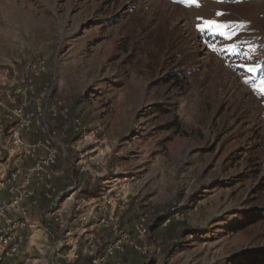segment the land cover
<instances>
[{"label": "rangeland", "instance_id": "374dc122", "mask_svg": "<svg viewBox=\"0 0 264 264\" xmlns=\"http://www.w3.org/2000/svg\"><path fill=\"white\" fill-rule=\"evenodd\" d=\"M262 78L264 0H0V171L57 150L61 252L127 234L106 264H264Z\"/></svg>", "mask_w": 264, "mask_h": 264}, {"label": "built area", "instance_id": "2783aa9c", "mask_svg": "<svg viewBox=\"0 0 264 264\" xmlns=\"http://www.w3.org/2000/svg\"><path fill=\"white\" fill-rule=\"evenodd\" d=\"M14 129L12 127L9 131L12 132ZM14 134L15 143L18 145L19 134ZM39 143L12 146L9 151V155H19L31 161V166L16 165L9 173L5 169L0 171V264H56L55 259L58 257L68 264L84 258H90L91 264H106L107 258L113 257L116 251L122 248L123 243H127V234L122 235L107 248L103 257L96 256L90 241L80 249L78 247L80 238L72 239L70 242L64 241L67 252H61L57 248L58 241L56 242L54 238L50 223L45 222V217L52 216L53 224L58 223L63 226L60 209L57 208L59 200L55 197L57 188L54 183V167L58 153L56 149L50 148L51 144ZM2 154L3 151H0V158ZM42 199L51 204L50 208H42ZM39 220L42 222L43 235L51 242L48 249L54 250L56 255L47 257L45 262L32 256V252L28 250L38 229ZM116 222L117 219L112 218V223ZM109 224L106 220L102 221L104 226ZM142 230L147 232L144 228ZM66 232V236L71 235L70 231Z\"/></svg>", "mask_w": 264, "mask_h": 264}, {"label": "snow or ice", "instance_id": "6c2138e0", "mask_svg": "<svg viewBox=\"0 0 264 264\" xmlns=\"http://www.w3.org/2000/svg\"><path fill=\"white\" fill-rule=\"evenodd\" d=\"M186 2L192 6H199V0H186ZM222 2V0H220ZM218 16L224 15L223 13L218 12ZM201 31L209 30L213 31L214 33H217L223 37H225L226 40L231 41L233 39V33L229 30V25L227 23H220L217 20L214 19H208L203 21V26L200 27ZM238 46L235 44H229L228 50L235 52L237 50ZM260 68V65L255 66H247V71L249 73H255ZM261 87L259 90L261 92H264V78L260 81Z\"/></svg>", "mask_w": 264, "mask_h": 264}, {"label": "crops", "instance_id": "0c3cea01", "mask_svg": "<svg viewBox=\"0 0 264 264\" xmlns=\"http://www.w3.org/2000/svg\"><path fill=\"white\" fill-rule=\"evenodd\" d=\"M39 232L41 231V230H38ZM37 231V232H38ZM37 232H35V236H34V238L31 240V242H30V247L28 248V250L29 251H33V246L34 247H36L37 249V251H42V250H44V249H48L50 246H51V242L49 241V239H47L46 237H42V236H40V234L39 233H37ZM41 233H42V231H41ZM39 239V240H38ZM38 241H40V243L38 242ZM39 243V245H38V243ZM50 249H48L47 251H46V253H48V251H49ZM31 255L32 256H34V257H37V258H39L40 259V261H43V262H45L46 260V258L48 257V258H51L49 255L47 256H42L41 254H39V256H35L34 255V251L31 253ZM58 259H60L59 257L58 258H56L55 259V262H56V264H60L59 263V260ZM62 262V264H65V262L64 261H61ZM73 264H81V261H78V262H75V263H73Z\"/></svg>", "mask_w": 264, "mask_h": 264}, {"label": "trees", "instance_id": "16d2710c", "mask_svg": "<svg viewBox=\"0 0 264 264\" xmlns=\"http://www.w3.org/2000/svg\"><path fill=\"white\" fill-rule=\"evenodd\" d=\"M20 99V97H18V100ZM13 127V124H11V126L7 125L6 126V131H9L11 128Z\"/></svg>", "mask_w": 264, "mask_h": 264}]
</instances>
